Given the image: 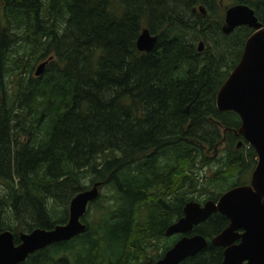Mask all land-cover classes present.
<instances>
[{"label":"trees","instance_id":"obj_1","mask_svg":"<svg viewBox=\"0 0 264 264\" xmlns=\"http://www.w3.org/2000/svg\"><path fill=\"white\" fill-rule=\"evenodd\" d=\"M219 1L0 0V231L17 243L20 231L64 223L70 198L94 182L110 190L87 204L102 215L84 213L83 232L16 264L155 261L185 202L248 183L256 155L214 95L252 29L224 34ZM227 1L264 24V0ZM198 4L205 16L191 13ZM143 28L156 36L148 52L135 47ZM25 56L46 61L40 75H24ZM227 223L212 213L193 226L207 244L178 264H220L209 239Z\"/></svg>","mask_w":264,"mask_h":264},{"label":"water","instance_id":"obj_2","mask_svg":"<svg viewBox=\"0 0 264 264\" xmlns=\"http://www.w3.org/2000/svg\"><path fill=\"white\" fill-rule=\"evenodd\" d=\"M196 9L205 14L203 6L193 7L191 11ZM239 25H246L252 32L244 42L238 61L216 90L214 105L218 111H232L238 116L239 126L233 132L253 149L255 164L247 184L230 187L215 200L185 202L182 215L163 232L165 236H180L152 264H178L203 249L206 238L190 231L212 213H219L228 221L209 239L211 245L222 248L220 264H264V24L257 22L252 10L244 4L227 7L222 32L228 33ZM155 41L156 36L143 28L136 36L135 47L148 52ZM201 46L199 42L197 49L201 50ZM45 62L36 66L34 76L42 73ZM99 186L100 182H94L70 198L62 224L20 231L17 243L11 231H0V264H16L50 243L68 240L83 232L85 225L81 217L87 204L98 196Z\"/></svg>","mask_w":264,"mask_h":264},{"label":"rangeland","instance_id":"obj_3","mask_svg":"<svg viewBox=\"0 0 264 264\" xmlns=\"http://www.w3.org/2000/svg\"><path fill=\"white\" fill-rule=\"evenodd\" d=\"M224 4H229L230 2L229 1H227V0H221ZM198 40V39H197ZM199 41V40H198ZM198 41H196V43L198 42ZM24 60H23V62H24V69H25V72H24V75L25 76H28V75H33L34 76V70H35V68H36V66L41 62V61H35V62H33L32 61V59L30 58V57H24L23 58ZM32 67L31 69L29 68V67ZM29 71V72H28ZM6 82H7V88L10 90V91H15V89H16V87H17V82H16V78H15V76H14V74H12V73H9V75H7L6 76ZM208 157H215V158H218V157H220L221 155H222V148H221V145H218L217 147H216V149L214 150V152H209L208 154ZM211 167H214L213 165H211ZM205 169V170H204ZM201 172H205L206 174H209V171H208V168H204ZM0 190H1V187H0ZM99 190V193H103V195H106V196H108V195H110V190L108 189V188H100V189H98ZM98 193V194H99ZM203 199H206V196H204L203 198H200L199 200L200 201H202ZM102 203H106V200H104V199H101L100 200ZM94 209H89L88 210V213L86 212H84L85 213V215H86V220H88V221H91V220H93L95 217H101V215H98L99 214V212H102V209H97V210H95V211H93ZM96 214L98 215V216H96ZM176 235V234H175Z\"/></svg>","mask_w":264,"mask_h":264},{"label":"flooded vegetation","instance_id":"obj_4","mask_svg":"<svg viewBox=\"0 0 264 264\" xmlns=\"http://www.w3.org/2000/svg\"><path fill=\"white\" fill-rule=\"evenodd\" d=\"M219 2H221V0L219 1ZM235 4H242V3H235ZM231 5H234V4H223V5H221L222 6V8H223V24H224V11H225V9L227 8V7H229V6H231ZM245 5V4H244ZM197 6H202L201 4H198V5H195V6H193V7H197ZM247 6V5H246ZM193 7H191V8H193ZM248 7V6H247ZM204 8V7H203ZM251 9V8H250ZM205 10V9H204ZM252 10V9H251ZM190 11H191V9H190ZM195 12H198V13H200L197 9L194 11V12H192L191 11V13H195ZM253 12V11H252ZM201 14V13H200ZM207 13H206V10H205V14L203 15V14H201L202 16H205ZM254 15V14H253ZM256 18V17H255ZM258 22V21H257ZM260 23V22H259ZM262 24V23H261ZM240 26V25H239ZM237 27V26H236ZM221 28H222V26H221ZM235 28V27H234ZM233 28V29H234ZM232 29V30H233ZM231 30V31H232ZM221 31H222V29H221ZM252 32V31H251ZM250 32V33H251ZM224 33V32H223ZM229 33V32H228ZM228 33H224V34H228ZM201 43V45H202V42L199 40L197 43H196V49H197V47H198V43ZM202 48H203V45L201 46V50H202ZM201 50H198L197 49V51H201ZM240 143H238V145H239ZM202 223V222H201ZM200 224V223H199ZM198 225V224H197ZM173 235H175V234H173ZM176 235H178V237L180 236L179 234H176ZM171 236V235H170ZM178 237H176L175 239H174V241L178 238ZM173 241V242H174ZM169 248V247H168ZM167 248V249H168ZM161 257V256H160ZM160 257H158V258H160ZM157 260V259H156ZM154 261H152V262H149V261H145L144 262V264H152Z\"/></svg>","mask_w":264,"mask_h":264}]
</instances>
